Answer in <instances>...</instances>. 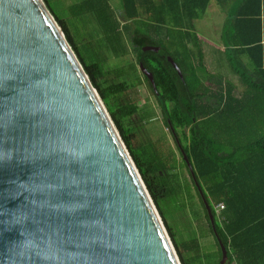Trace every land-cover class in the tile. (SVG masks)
Masks as SVG:
<instances>
[{"label":"water","instance_id":"obj_1","mask_svg":"<svg viewBox=\"0 0 264 264\" xmlns=\"http://www.w3.org/2000/svg\"><path fill=\"white\" fill-rule=\"evenodd\" d=\"M177 142L226 264L212 207ZM0 264H181L140 170L43 0H0Z\"/></svg>","mask_w":264,"mask_h":264},{"label":"trees","instance_id":"obj_2","mask_svg":"<svg viewBox=\"0 0 264 264\" xmlns=\"http://www.w3.org/2000/svg\"><path fill=\"white\" fill-rule=\"evenodd\" d=\"M111 1L83 0L73 4L68 8L69 18L93 16L116 58L126 57L130 47L135 49L144 82L162 108L163 123L174 139L181 161L162 141L151 149L134 148L124 120L136 115L140 108L136 104L114 108L110 100L128 92L130 82L104 89L98 82L104 76L98 62L86 63L67 19L55 12L50 0H44L105 103L164 220L168 201L179 196L189 200L194 190L205 212L204 230L214 237L217 246V252L205 257L217 259L220 264L217 237L183 160L178 139L212 207L217 233L227 252L226 264H264V0H244L232 16L236 21L222 37L227 48L252 58L253 75L227 53V61L240 78L243 90L208 71L195 22L207 10L210 0H120L123 21ZM239 24L247 26L242 29ZM126 32L130 34L131 45L127 43ZM152 46L160 47L162 52L154 51ZM167 55L179 70L167 60ZM142 66L152 74L153 82ZM135 72L137 67L128 65L117 70V77L126 79ZM181 166L189 173L192 185L182 182L178 172ZM219 203L224 207L217 211ZM168 230L181 264H189L186 251L176 242L169 225ZM198 249L195 242L188 252Z\"/></svg>","mask_w":264,"mask_h":264},{"label":"rangeland","instance_id":"obj_3","mask_svg":"<svg viewBox=\"0 0 264 264\" xmlns=\"http://www.w3.org/2000/svg\"><path fill=\"white\" fill-rule=\"evenodd\" d=\"M81 1L83 0H50V4L60 17L67 19L73 38L86 63L89 64L91 61H96L100 65L104 76L99 77L98 82L104 89L112 85H119L124 81L130 82L131 88L128 92L117 98L111 97L110 100L114 108L128 104L139 106L140 110L136 115L124 120V126L129 131L128 134L131 136L134 148L149 147L151 149L153 144L162 141L167 148L173 149L175 158L181 161L179 154L176 152L174 139L163 123L162 108L152 89L144 82V74L137 61V52L133 47H130V52L126 57L116 58L111 53L93 16L89 15L88 18H69L68 8ZM110 4L115 7L118 18L121 21L125 20L120 6L121 1L112 0ZM204 16L203 22L206 23H203V25H205V30L209 33L207 35V41L209 42L204 43L208 71L216 78L235 84L240 90H243L240 78L234 73L231 64L227 61V55L229 54L223 53V47L220 45L219 32L216 30L215 24L219 14L216 10L210 9ZM200 22L201 19L195 22L196 24L198 23L196 26L197 33L199 31L202 32V23L200 24ZM125 35L127 43L131 45L130 34L126 32ZM128 65L136 66L137 72L131 73L126 79L117 77V70ZM104 106L106 107L105 103ZM178 172L185 185H192L190 175L183 166L179 167ZM164 213L166 221L158 210V214L169 235L168 225L174 233L176 242L186 251L190 259L189 264H217V259L208 260L205 257L217 252V246L214 237L207 230H204L205 225H207L205 212L194 190H192V198L189 200L179 196L175 201H168L164 207ZM201 226L202 228L200 229ZM170 237L172 238L171 235ZM195 242L199 246L198 251L191 250L188 252L189 247L194 246ZM197 256L201 257V259H195Z\"/></svg>","mask_w":264,"mask_h":264},{"label":"crops","instance_id":"obj_4","mask_svg":"<svg viewBox=\"0 0 264 264\" xmlns=\"http://www.w3.org/2000/svg\"><path fill=\"white\" fill-rule=\"evenodd\" d=\"M243 1L244 0H210L209 7L207 8L206 11L200 14V18L198 19L199 21L201 19L200 24L202 23L201 25L202 32L199 31L198 35L201 37L203 48H204V53L206 57L204 43L209 42L207 41L208 40L207 35H209V33L208 31L205 30V25H203V23H206V22H203L205 19L204 15L210 9L216 10V12L219 14V18L216 19L215 24H216V30L219 32L218 37L221 41L220 45L223 47V53H229L232 55L231 57L235 56V58H237V61L240 62V64H242V67H244V69H246L251 75H253V72L255 71V67L252 62V58L247 54L242 55V54L235 53L234 48L232 47L227 48L224 45L223 40H222V37L224 36V32L226 28H229L231 23L233 21H236L234 18H232V16L237 12V10L241 7V5H243L242 4ZM113 8L115 9V7ZM263 18L264 17L262 16V19ZM195 25L197 26L198 23L197 24L195 23ZM239 25L242 29L244 26H247L246 24H239Z\"/></svg>","mask_w":264,"mask_h":264},{"label":"built area","instance_id":"obj_5","mask_svg":"<svg viewBox=\"0 0 264 264\" xmlns=\"http://www.w3.org/2000/svg\"><path fill=\"white\" fill-rule=\"evenodd\" d=\"M223 207H224V205L222 203H219L217 205V211H220Z\"/></svg>","mask_w":264,"mask_h":264}]
</instances>
